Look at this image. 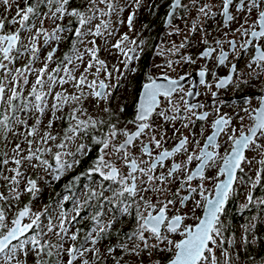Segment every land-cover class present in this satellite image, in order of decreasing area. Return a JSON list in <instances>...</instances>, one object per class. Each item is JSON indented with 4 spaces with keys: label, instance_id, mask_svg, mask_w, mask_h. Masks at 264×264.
<instances>
[{
    "label": "snow or ice",
    "instance_id": "snow-or-ice-1",
    "mask_svg": "<svg viewBox=\"0 0 264 264\" xmlns=\"http://www.w3.org/2000/svg\"><path fill=\"white\" fill-rule=\"evenodd\" d=\"M261 189L264 0H0V264H264Z\"/></svg>",
    "mask_w": 264,
    "mask_h": 264
},
{
    "label": "flooded vegetation",
    "instance_id": "flooded-vegetation-1",
    "mask_svg": "<svg viewBox=\"0 0 264 264\" xmlns=\"http://www.w3.org/2000/svg\"><path fill=\"white\" fill-rule=\"evenodd\" d=\"M156 31H160V29L157 27ZM153 35L155 36V33H153ZM148 62V61H146ZM189 69H184V71H188ZM223 74V73H222ZM193 75H195V73H193ZM139 83H140V77H131L130 78V83L129 86L127 88V94H132L135 93L136 90H138L139 88ZM239 94L236 92H226L223 94V98L226 101L227 104V108L225 109L226 111H231L232 108L234 107V105L238 102L237 101V96ZM258 194H262L264 195V189L259 190ZM243 201V196H239L236 199H234V201L230 204L227 212H228V217H229V221L230 223H232L237 231V234H239V230L241 229L243 223L247 220L249 215H253L254 212L252 213H248L244 216H242L240 214L239 211V204ZM199 211L197 212V215H199ZM192 221H189V223H191Z\"/></svg>",
    "mask_w": 264,
    "mask_h": 264
},
{
    "label": "trees",
    "instance_id": "trees-1",
    "mask_svg": "<svg viewBox=\"0 0 264 264\" xmlns=\"http://www.w3.org/2000/svg\"><path fill=\"white\" fill-rule=\"evenodd\" d=\"M87 165H88V161H83L82 164H81V166H80L79 168H77L76 171H75L74 173H69L68 176H66L65 179L62 180L61 183L58 184V185L56 186L55 191H57V192L62 191V185H63L64 183H66L67 180L70 179L72 175H75V174L79 173L83 168H86ZM47 194H48V195H47V198L45 199V201H47V199H48L49 196H51V195H55V192H48ZM25 199H26V198H25Z\"/></svg>",
    "mask_w": 264,
    "mask_h": 264
},
{
    "label": "rangeland",
    "instance_id": "rangeland-1",
    "mask_svg": "<svg viewBox=\"0 0 264 264\" xmlns=\"http://www.w3.org/2000/svg\"><path fill=\"white\" fill-rule=\"evenodd\" d=\"M125 94H127V89H126V91H125ZM48 193V191H46L45 193H44V199H46L47 198V194Z\"/></svg>",
    "mask_w": 264,
    "mask_h": 264
}]
</instances>
